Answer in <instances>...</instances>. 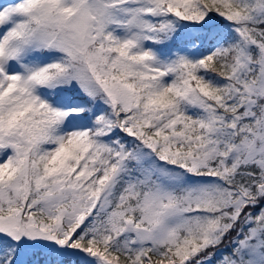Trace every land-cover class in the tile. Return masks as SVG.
Instances as JSON below:
<instances>
[{
	"label": "snow or ice",
	"instance_id": "snow-or-ice-1",
	"mask_svg": "<svg viewBox=\"0 0 264 264\" xmlns=\"http://www.w3.org/2000/svg\"><path fill=\"white\" fill-rule=\"evenodd\" d=\"M0 264H264V0H0Z\"/></svg>",
	"mask_w": 264,
	"mask_h": 264
}]
</instances>
